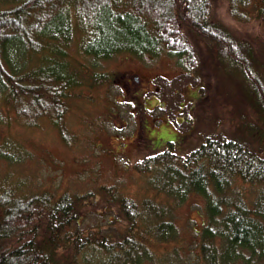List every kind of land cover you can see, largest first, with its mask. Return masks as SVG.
<instances>
[{"label":"trees","instance_id":"trees-1","mask_svg":"<svg viewBox=\"0 0 264 264\" xmlns=\"http://www.w3.org/2000/svg\"><path fill=\"white\" fill-rule=\"evenodd\" d=\"M249 5L250 0H241L242 15ZM256 12L263 18L264 6ZM77 34L80 50L94 60L123 52L138 58L166 53L197 77L202 60L199 45L208 41L220 57L240 62L246 78L263 83V74L249 66L260 60L258 55L216 18L212 0H0V124L8 122L12 110L21 121L28 117L36 122L47 113L59 125L68 109L66 101L83 78L89 79V87L108 80L94 69L83 76L81 67L76 68L69 48ZM258 91L264 99V89ZM4 105L8 110H2ZM24 155L22 146L0 135L1 164L16 163ZM147 165L164 171L168 194L179 202L189 192L206 196L209 223L197 232L201 264H239L240 260V264H264V192L252 204L243 194L232 198L225 193L237 179L264 190L262 153L250 151L246 142L218 135L184 156L175 149L158 152ZM14 182L0 176V264H69L80 255L89 261L91 255L84 250L93 244L99 249L92 255L94 264H146L152 258L149 239L167 241L176 236L175 223L163 221L166 212L124 196L116 202L127 216L123 233L109 238L98 230L79 231L72 225L80 222V196L66 192L56 197L50 190L23 192L24 182ZM65 248L73 252L59 253Z\"/></svg>","mask_w":264,"mask_h":264},{"label":"rangeland","instance_id":"rangeland-1","mask_svg":"<svg viewBox=\"0 0 264 264\" xmlns=\"http://www.w3.org/2000/svg\"><path fill=\"white\" fill-rule=\"evenodd\" d=\"M212 5L216 18L253 47L260 60L249 66L252 72L263 74V83L246 78L240 62L220 57L218 48L208 41L199 45L202 60L197 77L166 53L138 58L123 52L94 60L80 50L78 33L69 48L76 68L81 67L83 76L94 69L108 80L89 87V79L83 78L66 101L68 109L59 125L47 113L36 122L28 117L21 121L9 110L11 118L0 124L2 140L12 139L24 148L25 155L16 163H0L1 178L24 182L23 192L50 190L56 197L77 194L82 198L81 217L72 228L86 233L98 230L109 238L128 227L123 220L127 216L116 206L119 196L150 205L166 212L163 221L174 222L177 229L170 240L147 241L152 258L146 264H201L198 233L209 223L206 196L189 192L179 202L168 194L164 171L148 167L149 157L169 149L184 156L206 138L218 135L246 142L250 151L264 155V117H260L264 112L258 91L264 89V17H257L256 12L264 0H250L243 15L241 0H212ZM127 73L134 79L130 89L124 90L119 81ZM261 99L264 102L262 95ZM2 110H8L7 106ZM263 192L260 185L237 179L225 193L232 198L243 194L245 202L252 204ZM150 222L156 221L151 218ZM97 247L93 244L84 250L91 255L89 261L80 255L69 264H94ZM62 252L70 254L73 249Z\"/></svg>","mask_w":264,"mask_h":264},{"label":"flooded vegetation","instance_id":"flooded-vegetation-1","mask_svg":"<svg viewBox=\"0 0 264 264\" xmlns=\"http://www.w3.org/2000/svg\"><path fill=\"white\" fill-rule=\"evenodd\" d=\"M125 76V77H124ZM137 77V76H136ZM134 78H133V75H131V74H129V73H127V74H125V75H123L122 76V79L119 81V82H121L122 83V86H123V88H124V90H128V89H130V81H132ZM141 79V78H140ZM142 80V79H141ZM121 86V87H122ZM141 126H142V124H141ZM138 134L140 133V132H137Z\"/></svg>","mask_w":264,"mask_h":264}]
</instances>
